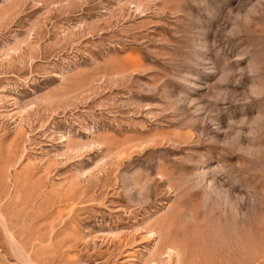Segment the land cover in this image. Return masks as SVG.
<instances>
[{"label":"rangeland","instance_id":"rangeland-1","mask_svg":"<svg viewBox=\"0 0 264 264\" xmlns=\"http://www.w3.org/2000/svg\"><path fill=\"white\" fill-rule=\"evenodd\" d=\"M0 264H264V0H0Z\"/></svg>","mask_w":264,"mask_h":264},{"label":"bare ground","instance_id":"bare-ground-1","mask_svg":"<svg viewBox=\"0 0 264 264\" xmlns=\"http://www.w3.org/2000/svg\"><path fill=\"white\" fill-rule=\"evenodd\" d=\"M39 225V224H38ZM50 229V228H49ZM38 238H40V237H38ZM40 243V242H39ZM42 244V243H41ZM49 248V247H48ZM171 248V247H170ZM15 249V248H14ZM17 251V250H16ZM31 251V250H30ZM173 253V252H172Z\"/></svg>","mask_w":264,"mask_h":264}]
</instances>
